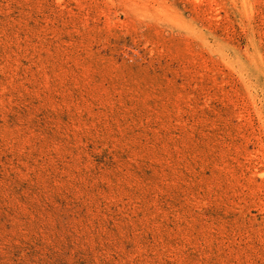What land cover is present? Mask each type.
<instances>
[{"label":"rangeland","instance_id":"374dc122","mask_svg":"<svg viewBox=\"0 0 264 264\" xmlns=\"http://www.w3.org/2000/svg\"><path fill=\"white\" fill-rule=\"evenodd\" d=\"M0 264H264V0H0Z\"/></svg>","mask_w":264,"mask_h":264}]
</instances>
